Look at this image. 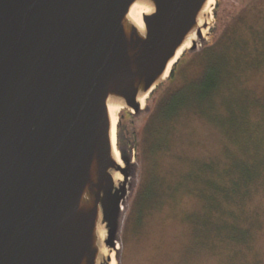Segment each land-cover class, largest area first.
<instances>
[{"label":"water","instance_id":"1","mask_svg":"<svg viewBox=\"0 0 264 264\" xmlns=\"http://www.w3.org/2000/svg\"><path fill=\"white\" fill-rule=\"evenodd\" d=\"M207 3L0 0V264H117L136 164L109 106L147 110L207 42Z\"/></svg>","mask_w":264,"mask_h":264},{"label":"rangeland","instance_id":"2","mask_svg":"<svg viewBox=\"0 0 264 264\" xmlns=\"http://www.w3.org/2000/svg\"><path fill=\"white\" fill-rule=\"evenodd\" d=\"M213 1L202 48L179 57L147 110L117 112L115 144L132 146L136 164L117 264H264V0ZM223 59L229 76L206 115L182 108L165 119L162 102ZM236 162L250 178L226 208L249 233L233 246L219 237L204 244L206 179L225 182V169L238 174Z\"/></svg>","mask_w":264,"mask_h":264},{"label":"trees","instance_id":"3","mask_svg":"<svg viewBox=\"0 0 264 264\" xmlns=\"http://www.w3.org/2000/svg\"><path fill=\"white\" fill-rule=\"evenodd\" d=\"M229 60L223 59L215 64L210 62L199 80L182 86L171 94L169 98L167 97L162 102V106H160V109L164 108L163 117L169 119L182 108L194 109V107L199 113L206 115L205 107L212 105L215 95L229 76V70L227 71ZM230 170L233 171L231 168ZM230 170L225 169L226 181L221 184L217 183V181L215 182L214 179H206V188L209 189V192L206 196L205 206L208 209L206 212L207 217H205L203 222V225H205L204 244L212 241L213 238L219 237L224 246H233L232 242L242 239L246 235L248 228H243L240 219L234 223L228 218V215H233V210L231 207L226 208V205L236 201L237 194L241 186L250 178V173L243 162H236L237 175L228 176ZM213 213L216 216H212Z\"/></svg>","mask_w":264,"mask_h":264},{"label":"bare ground","instance_id":"4","mask_svg":"<svg viewBox=\"0 0 264 264\" xmlns=\"http://www.w3.org/2000/svg\"><path fill=\"white\" fill-rule=\"evenodd\" d=\"M212 3H213V0H208L205 11H208L210 9L209 5H211ZM145 11H147V9L145 7L135 4L131 7V9L129 11V17L137 25L140 26L141 25V13H143ZM178 53H180V51ZM109 113H110V119H111V141H112L115 157H117L118 154H117V150L115 147V132H114L115 122H117V108L114 106H109Z\"/></svg>","mask_w":264,"mask_h":264}]
</instances>
